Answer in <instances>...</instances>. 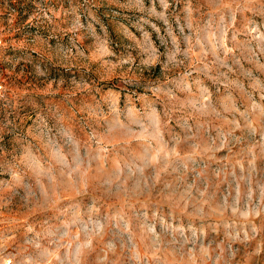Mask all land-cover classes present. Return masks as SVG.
Returning <instances> with one entry per match:
<instances>
[{
	"label": "rangeland",
	"instance_id": "1",
	"mask_svg": "<svg viewBox=\"0 0 264 264\" xmlns=\"http://www.w3.org/2000/svg\"><path fill=\"white\" fill-rule=\"evenodd\" d=\"M0 264H264V0H0Z\"/></svg>",
	"mask_w": 264,
	"mask_h": 264
},
{
	"label": "built area",
	"instance_id": "2",
	"mask_svg": "<svg viewBox=\"0 0 264 264\" xmlns=\"http://www.w3.org/2000/svg\"><path fill=\"white\" fill-rule=\"evenodd\" d=\"M1 43V42H0Z\"/></svg>",
	"mask_w": 264,
	"mask_h": 264
}]
</instances>
